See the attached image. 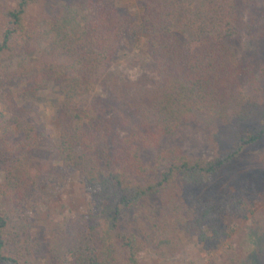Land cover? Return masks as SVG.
<instances>
[{
	"label": "trees",
	"instance_id": "16d2710c",
	"mask_svg": "<svg viewBox=\"0 0 264 264\" xmlns=\"http://www.w3.org/2000/svg\"><path fill=\"white\" fill-rule=\"evenodd\" d=\"M41 1L0 4V83H24L23 96L31 100L54 86L63 101L59 139L46 147L45 133L24 121L26 110L14 95L2 97L0 203H9L14 219L0 214V264H28L43 248L54 264H141L151 239L166 260L179 252L176 230L195 231L206 250L217 249L230 237L222 223L237 217L232 197L184 198L176 186L204 188L235 165L264 141V114L226 157L187 155L179 141L190 127L205 131L230 116L250 118L244 90L254 71L239 54L245 40L264 36V0H145L140 24L122 15L118 0H74L85 13L81 22L73 14L39 34L28 14ZM141 30L160 78L147 100L128 115L115 116L101 97L80 108L77 101L92 93ZM38 35L49 45L47 57L11 71L6 63L31 55ZM73 173L81 174L93 213L44 244L33 236L30 200L42 187H63Z\"/></svg>",
	"mask_w": 264,
	"mask_h": 264
},
{
	"label": "rangeland",
	"instance_id": "374dc122",
	"mask_svg": "<svg viewBox=\"0 0 264 264\" xmlns=\"http://www.w3.org/2000/svg\"><path fill=\"white\" fill-rule=\"evenodd\" d=\"M5 2L0 0V4ZM144 3L145 0L117 1L122 15L133 17L138 24ZM195 6H198V2ZM73 14L80 22L85 16L83 11L75 7L74 0H42L31 8L28 25L34 31L39 30V34L46 33L53 27H60V23ZM147 40L141 30L130 46L118 54L112 66L103 72L92 93L77 101L78 106L87 109L95 98L101 97L114 108L113 114L119 116L128 115L135 111L137 105L143 104L148 92H152L160 80L146 51ZM33 50L31 55L7 62V66L14 71L21 65H30L34 60L45 58L49 45L38 35ZM239 60L254 71L255 79L244 90L250 118L241 122L230 116L205 131L188 128L179 141L185 154L205 160L226 157L234 151L239 137L260 126L264 114V36L257 42L245 40ZM26 89L24 83L17 81L9 86L0 83V120L5 115L2 97L13 94L19 106L26 110L24 121L36 125L41 133H45L43 143L47 147V142H56L60 136L62 97L54 86H50L39 100H31L23 96ZM15 138H19V135L15 134ZM4 178V174L0 173V184ZM176 187L184 198L196 195L219 201L223 196L232 197L231 209L237 217L222 223L230 237L222 240L217 249L206 250L199 242L197 232L181 233L176 230L172 240L180 245V249L175 256L161 259L152 247L155 240L151 239L140 254L141 264H264V141L246 149L235 165L222 171L204 188H190L184 184ZM156 200L152 198V201ZM28 208L35 223L33 236L41 238L44 244L64 232L70 221L93 213L92 197L80 173H73L71 180L63 187L52 185L36 191ZM0 214H7L14 219L13 210L6 201L0 203ZM28 264L54 263L46 248H43Z\"/></svg>",
	"mask_w": 264,
	"mask_h": 264
}]
</instances>
